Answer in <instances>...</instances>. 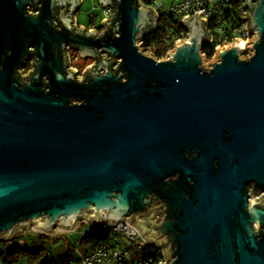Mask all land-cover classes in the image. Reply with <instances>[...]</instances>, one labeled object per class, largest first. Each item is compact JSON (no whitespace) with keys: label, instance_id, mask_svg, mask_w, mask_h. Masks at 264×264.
<instances>
[{"label":"water","instance_id":"95a60500","mask_svg":"<svg viewBox=\"0 0 264 264\" xmlns=\"http://www.w3.org/2000/svg\"><path fill=\"white\" fill-rule=\"evenodd\" d=\"M56 1L15 34L12 54L37 48L30 80L0 73V240L125 222L164 264H264V0L245 2L251 56L236 40L212 60L199 12L158 59L141 48L158 18L143 0H100L115 9L100 34L72 17L56 31ZM67 45L96 58L86 79Z\"/></svg>","mask_w":264,"mask_h":264},{"label":"built area","instance_id":"2783aa9c","mask_svg":"<svg viewBox=\"0 0 264 264\" xmlns=\"http://www.w3.org/2000/svg\"><path fill=\"white\" fill-rule=\"evenodd\" d=\"M143 1L147 7L152 6V8L156 10L158 18L160 12H168L165 8L166 0ZM229 1L230 0H172L171 8L168 13L173 15L174 19L179 20L183 24L185 16H194L196 12L201 13L200 18H206L208 21L207 29L211 34V40L209 43H212L218 39L224 42V44L217 45L215 51H217L218 48L220 49L230 46L236 40L240 42H246V46L248 47L253 44V42L248 43V39H251L255 35L254 31L249 33L251 28L247 29L248 18H246V13L250 12V7H245L246 0H241V4L238 9L240 19L231 30L232 36L229 37L226 33L229 17L225 16L226 10L229 7H232ZM104 10L105 17L103 22H106L108 19H112L115 9L111 6H107ZM74 26H77L76 21L74 22ZM90 30H95L97 34L101 33L99 32L100 29L95 26H91L88 32ZM166 38H171V32L167 33ZM184 39L186 38L179 40ZM144 42L145 39L143 37L140 40L142 50L144 48ZM171 50H174V48ZM100 51L102 58H106L107 52H103L102 50ZM143 51L147 54L149 53L146 50ZM68 57L69 66L77 72V78H80V80L83 78V74L86 72V70L95 63L93 62L91 65L86 66L80 71L79 67L73 65L74 59L70 53L68 54ZM166 57L167 55L158 59H164ZM121 60L122 59L117 58V62L113 63V67L117 68ZM261 195L262 194L258 195L257 197H260ZM82 224H87V227L83 229L81 237L78 241H76L75 246L77 248L85 247L86 253L81 257L79 264H151L153 261V258L150 256L151 251H157L159 254H161V260L158 262V264H164L166 262L162 248L148 244L140 236L135 228L125 222H120L115 226H111L107 224L93 225L86 222L85 220H82L79 225V229L82 228ZM105 231L109 232L110 237L107 240L96 244L94 247H91L93 245L92 240L94 239V236H96L98 233H104ZM113 240H115L116 243H114ZM131 251H144L148 252V255H143V257L133 261L132 258L128 257V254Z\"/></svg>","mask_w":264,"mask_h":264},{"label":"flooded vegetation","instance_id":"af4514ba","mask_svg":"<svg viewBox=\"0 0 264 264\" xmlns=\"http://www.w3.org/2000/svg\"><path fill=\"white\" fill-rule=\"evenodd\" d=\"M50 2L51 0H1L0 2V73L5 68H12V73L8 81L13 79L14 76V82L19 87V89L26 85V82L30 80L31 76L37 68V60L35 57L37 48L36 46L28 47V51H24V53H22V56H18V52L16 51H14V53L12 54L13 46H15L14 48H17L20 51L23 50L22 46L20 45L21 41L18 42L19 40H21V38L15 41V34L21 35V22L38 20L42 17L44 18V8ZM82 4L83 0H78L76 7H73L71 3L67 2V0H60V2L56 1L55 5L51 9V18L49 17L48 19L50 25L56 31H58L61 27L59 24L60 18L62 17L69 19L70 17H72V19H70L72 24L74 25L75 21L77 23V26H75V28H81L85 33H88V30L90 28L80 24L79 19L76 15L77 10L81 7ZM158 22L159 18L153 20V24L156 26ZM153 24L150 27L149 31H151L154 27ZM102 31L103 27L100 28L99 32ZM74 50L77 51L80 49L67 45V57L69 53L72 55ZM92 59L93 60L89 62L87 66L95 62L96 58L92 57ZM84 68L79 69L81 71V69ZM88 75L89 73L87 72L83 79H86ZM77 80H80V78H77ZM45 82L47 83L48 79H45ZM263 194L264 192L262 193V195Z\"/></svg>","mask_w":264,"mask_h":264},{"label":"trees","instance_id":"16d2710c","mask_svg":"<svg viewBox=\"0 0 264 264\" xmlns=\"http://www.w3.org/2000/svg\"><path fill=\"white\" fill-rule=\"evenodd\" d=\"M229 3L232 7H229L226 10L225 16L229 17L227 24V36L231 37V30L238 22L239 18V6L241 0H230ZM173 15H170L168 12H160L159 21H162V24H157L156 28L148 31L144 36V50L151 52L157 58H162L167 55V53L174 48L176 41L182 38H186L189 33V28L186 24H183L179 20L173 18ZM92 22H94L92 20ZM97 28H102V22L100 26H95ZM150 27V26H149ZM148 27V28H149ZM168 32H171V38L167 39L166 35ZM231 40V39H228ZM224 44L223 41L215 40L212 43H206L203 46L202 50L207 55L208 58L213 57L215 54V48L217 45ZM49 236L44 233L39 232L38 238L39 242L30 243L29 246L24 245L21 242L13 241H0V258L4 260L5 264H13L18 261L20 258L27 257L30 264H71V257L68 256L61 260H56L52 257L51 253L47 249L49 241L59 240V236ZM109 232L105 231L104 233H98L94 236L92 240L94 247L96 244H99L102 241H105L109 238ZM148 252H144L143 255L146 256ZM150 256L153 258L151 264H158L161 260V254L157 251H151Z\"/></svg>","mask_w":264,"mask_h":264},{"label":"rangeland","instance_id":"374dc122","mask_svg":"<svg viewBox=\"0 0 264 264\" xmlns=\"http://www.w3.org/2000/svg\"><path fill=\"white\" fill-rule=\"evenodd\" d=\"M171 2H172V0H166V2H165L166 3L165 8L167 9L168 12L171 8ZM76 15L79 19L80 24H82L85 27L90 28L91 26H100L101 25V22H102L103 18L105 17V10H104V7L102 6L100 0H83V4L77 10ZM92 20L94 22H92ZM159 24H162V21H159ZM143 50H144V48H143ZM218 50H219V48H218ZM252 52H253L252 47L248 46V47H246L245 51L241 52L240 56L243 55L242 57H244V58L250 57ZM202 55L207 60H212L215 54L213 55V57L208 58L207 55L202 50ZM72 57L74 59V61H73L74 65L79 67V68L86 67L89 64V62H91L93 60L92 57L83 58L80 55V50H77V51L74 50L72 53ZM85 227H87V224H82L81 229H77V230L71 231L69 233V240L72 242V244H74V246H75L76 241H78L79 238L81 237V233ZM32 229H34V227ZM113 242L116 243L115 240H113ZM81 250H82V248H79V247L74 248V253H75V256L77 259H80V257H82L81 253H80ZM143 253H144V251H131L128 254V257L132 258L133 261H136L138 258L143 257ZM72 263L76 264L75 261Z\"/></svg>","mask_w":264,"mask_h":264},{"label":"crops","instance_id":"0c3cea01","mask_svg":"<svg viewBox=\"0 0 264 264\" xmlns=\"http://www.w3.org/2000/svg\"><path fill=\"white\" fill-rule=\"evenodd\" d=\"M103 7H104V5H103ZM80 223H81V221H79V224ZM77 229H79V227ZM70 232L71 231H65V230L62 231L58 228L57 231H55L54 233L46 234L49 236L54 235L55 236L54 238H56L57 236L60 237L57 242L55 240L49 241V243L47 245V249L51 253L52 257L56 260H61V259H64V258L70 256L72 259L71 263L75 261L76 264H79L81 257H80V259H77L75 256L74 248L76 246H74V244H72V242L69 240V233ZM38 233H39L38 230L32 229L29 231H25V233L22 236L14 237L13 239H11L9 241L21 242L24 245L29 246L30 243H32V242H34V243L39 242ZM79 248H82L80 253H81V256H83L86 253V249H85V247H79ZM0 264H5L4 260L1 258H0ZM13 264H30V263H29V260L27 257H23V258H20L18 261L14 262Z\"/></svg>","mask_w":264,"mask_h":264},{"label":"clouds","instance_id":"9594fccd","mask_svg":"<svg viewBox=\"0 0 264 264\" xmlns=\"http://www.w3.org/2000/svg\"><path fill=\"white\" fill-rule=\"evenodd\" d=\"M155 28H156V27H155ZM155 28H154V29H155ZM188 34H189V33H188ZM187 36H188V35H187ZM186 38H187V37H186ZM206 43H207V42H206ZM233 43H234V42H233ZM233 43H232V44H233ZM232 44H231V45H232ZM231 45H230V46H231ZM227 47H229V46H227ZM227 47H223V48H227ZM246 47H247V46H246ZM215 52H216V51H215ZM253 52H254V51H253Z\"/></svg>","mask_w":264,"mask_h":264},{"label":"bare ground","instance_id":"6f19581e","mask_svg":"<svg viewBox=\"0 0 264 264\" xmlns=\"http://www.w3.org/2000/svg\"><path fill=\"white\" fill-rule=\"evenodd\" d=\"M241 43H243V44H245V45H246V42H241Z\"/></svg>","mask_w":264,"mask_h":264}]
</instances>
